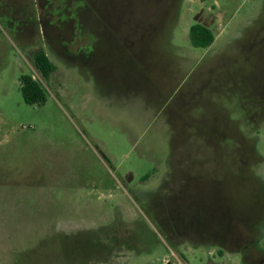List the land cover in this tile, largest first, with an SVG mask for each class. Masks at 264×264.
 Returning <instances> with one entry per match:
<instances>
[{"label": "rangeland", "instance_id": "374dc122", "mask_svg": "<svg viewBox=\"0 0 264 264\" xmlns=\"http://www.w3.org/2000/svg\"><path fill=\"white\" fill-rule=\"evenodd\" d=\"M0 264H264V0H0Z\"/></svg>", "mask_w": 264, "mask_h": 264}, {"label": "trees", "instance_id": "16d2710c", "mask_svg": "<svg viewBox=\"0 0 264 264\" xmlns=\"http://www.w3.org/2000/svg\"><path fill=\"white\" fill-rule=\"evenodd\" d=\"M189 39L194 48L206 49L213 44L215 37L210 29L197 23L190 27ZM33 64L43 78H48L56 69L42 51L33 55ZM19 90L23 101L28 105H42L46 101V92L31 75L19 78Z\"/></svg>", "mask_w": 264, "mask_h": 264}, {"label": "crops", "instance_id": "0c3cea01", "mask_svg": "<svg viewBox=\"0 0 264 264\" xmlns=\"http://www.w3.org/2000/svg\"><path fill=\"white\" fill-rule=\"evenodd\" d=\"M205 26V25H204ZM208 28V27H207Z\"/></svg>", "mask_w": 264, "mask_h": 264}]
</instances>
